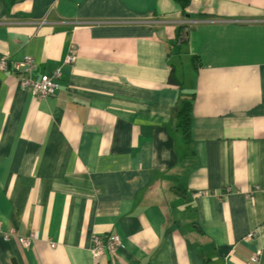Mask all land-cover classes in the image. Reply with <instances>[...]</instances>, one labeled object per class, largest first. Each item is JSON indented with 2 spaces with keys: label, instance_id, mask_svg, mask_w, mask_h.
I'll list each match as a JSON object with an SVG mask.
<instances>
[{
  "label": "crops",
  "instance_id": "obj_1",
  "mask_svg": "<svg viewBox=\"0 0 264 264\" xmlns=\"http://www.w3.org/2000/svg\"><path fill=\"white\" fill-rule=\"evenodd\" d=\"M24 59L58 88L0 71V264H264V0H0Z\"/></svg>",
  "mask_w": 264,
  "mask_h": 264
},
{
  "label": "built area",
  "instance_id": "obj_2",
  "mask_svg": "<svg viewBox=\"0 0 264 264\" xmlns=\"http://www.w3.org/2000/svg\"><path fill=\"white\" fill-rule=\"evenodd\" d=\"M75 47L71 46L69 49V54L65 57L64 63L71 65L74 61ZM33 63L30 59H24L20 64L10 66L5 61H0V71L3 73H8L10 70L20 73L23 76L19 80V89L22 92L27 93L33 99H44L53 97L57 91V79L58 73H54L52 76H42L38 81H33L28 78V75L33 70ZM32 239V236H29L24 239H19V243L27 246ZM122 246L121 242L117 236H109L105 241L96 237L92 241L91 255L93 257H100L106 254L114 253L117 249ZM258 254L253 256L249 260V264H256Z\"/></svg>",
  "mask_w": 264,
  "mask_h": 264
},
{
  "label": "trees",
  "instance_id": "obj_3",
  "mask_svg": "<svg viewBox=\"0 0 264 264\" xmlns=\"http://www.w3.org/2000/svg\"><path fill=\"white\" fill-rule=\"evenodd\" d=\"M179 9L181 12H185L189 5L191 0H171ZM180 29L177 32V36L179 37ZM191 109L192 105L191 102H185L180 105V107L177 109L175 113V120H176V128L178 132L180 133L182 140L185 144H188L190 142V121H191Z\"/></svg>",
  "mask_w": 264,
  "mask_h": 264
}]
</instances>
